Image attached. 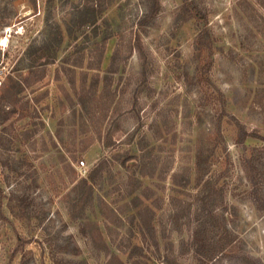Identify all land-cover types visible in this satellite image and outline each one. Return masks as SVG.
<instances>
[{
	"label": "rangeland",
	"instance_id": "rangeland-1",
	"mask_svg": "<svg viewBox=\"0 0 264 264\" xmlns=\"http://www.w3.org/2000/svg\"><path fill=\"white\" fill-rule=\"evenodd\" d=\"M135 245L264 264V0H0V264Z\"/></svg>",
	"mask_w": 264,
	"mask_h": 264
},
{
	"label": "trees",
	"instance_id": "trees-1",
	"mask_svg": "<svg viewBox=\"0 0 264 264\" xmlns=\"http://www.w3.org/2000/svg\"><path fill=\"white\" fill-rule=\"evenodd\" d=\"M105 42H106V40H104L102 43L101 58H102V54L104 52ZM251 136L257 137V138L260 137L257 134H253ZM176 176L177 175H174V177H176ZM174 182H175V184H178L176 182V180ZM91 187H92V183H90V181L88 179H82L75 184L74 191H78V189L80 191L82 188H88V190H91ZM145 198L147 200H150V196H148V195H145ZM154 217H155L154 210L151 207L144 206L143 208H140V209L137 208L136 213L132 214L130 218L133 219V221L135 219H138V227L141 229V232H143V230H145V231L147 230V231H150L151 233H153V232H155V226L153 223ZM144 240H146V239H144ZM132 250H133V252L134 251H140V253H138V257L136 259H134L132 264H148L149 257L144 253V250L142 247L135 245L132 248ZM114 260H117V257L113 256L111 261H114Z\"/></svg>",
	"mask_w": 264,
	"mask_h": 264
},
{
	"label": "built area",
	"instance_id": "built-area-1",
	"mask_svg": "<svg viewBox=\"0 0 264 264\" xmlns=\"http://www.w3.org/2000/svg\"><path fill=\"white\" fill-rule=\"evenodd\" d=\"M85 166V162L84 161H81L78 165L79 168H83Z\"/></svg>",
	"mask_w": 264,
	"mask_h": 264
},
{
	"label": "bare ground",
	"instance_id": "bare-ground-1",
	"mask_svg": "<svg viewBox=\"0 0 264 264\" xmlns=\"http://www.w3.org/2000/svg\"><path fill=\"white\" fill-rule=\"evenodd\" d=\"M6 42H7V40H4V41H3V44H5Z\"/></svg>",
	"mask_w": 264,
	"mask_h": 264
}]
</instances>
